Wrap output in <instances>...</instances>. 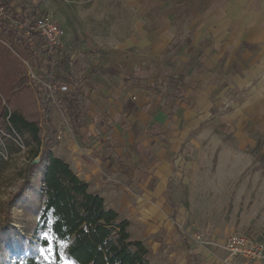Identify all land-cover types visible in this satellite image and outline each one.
<instances>
[{
	"label": "crops",
	"instance_id": "1",
	"mask_svg": "<svg viewBox=\"0 0 264 264\" xmlns=\"http://www.w3.org/2000/svg\"><path fill=\"white\" fill-rule=\"evenodd\" d=\"M71 1L67 28L70 17L87 35L77 42L76 61L93 57L82 81L67 85L72 98L85 100L74 112L87 123L73 127L53 154L105 201L137 202L151 225L162 216L173 154L195 128L218 116L246 140L264 136V0ZM156 148L143 179L138 166ZM114 153L133 159L131 183L141 178L146 195L125 185L129 177L107 160Z\"/></svg>",
	"mask_w": 264,
	"mask_h": 264
},
{
	"label": "rangeland",
	"instance_id": "2",
	"mask_svg": "<svg viewBox=\"0 0 264 264\" xmlns=\"http://www.w3.org/2000/svg\"><path fill=\"white\" fill-rule=\"evenodd\" d=\"M71 5V0L66 3L33 0L32 5H27L28 18L53 15L67 30L68 49L64 60H59L57 66L61 84L80 83L87 68L84 59L76 61L77 57H82L77 42L84 41L87 35L79 29L76 20L69 17V29L65 23V18L71 15ZM9 15L11 18L13 12L9 11ZM0 21L1 88L27 115L35 117L41 112L40 101L46 100L47 96L31 81L24 62L36 64L40 40L27 36L14 25L10 26V19ZM74 26L77 30L71 29ZM85 106L80 95L70 101L68 114L71 121L66 125L64 137L73 131L71 115ZM249 137L246 140L229 127L222 126L218 116L195 128L173 154L168 184L161 198L162 216L151 220V225L142 217V207L137 202H132L131 206H120L116 204V197L105 201L107 209L114 210L121 221L129 223L132 238L143 241L150 249L152 264H228V254L223 247L232 235L256 241L264 247V136ZM36 150V146L31 145L23 147L18 154L5 155V169L0 175V222H3V204L24 187L30 161H38L40 150ZM157 152L158 148L151 149L145 155L148 164L142 165L138 176L151 169ZM40 171H35L30 179L32 187L38 191L41 187ZM24 189L23 201H26L32 192L28 186ZM130 191L137 197L146 195L141 178L134 180ZM152 201L157 203V200ZM36 203L41 204L40 197H36ZM21 205L22 202L12 212L13 225L27 234L38 223L39 215L25 216ZM151 213L154 214L155 210ZM146 216L148 218L151 214ZM193 232L204 237L203 247L183 239L182 233ZM33 249L47 261L52 260L53 253L44 250L45 255H42L38 242ZM18 260L21 256H10L8 264H15ZM62 264L73 263L63 257Z\"/></svg>",
	"mask_w": 264,
	"mask_h": 264
},
{
	"label": "trees",
	"instance_id": "3",
	"mask_svg": "<svg viewBox=\"0 0 264 264\" xmlns=\"http://www.w3.org/2000/svg\"><path fill=\"white\" fill-rule=\"evenodd\" d=\"M26 12L27 9L22 15L13 12L9 25L24 22ZM32 37L38 38L36 34ZM41 47L40 41L37 48L40 50ZM91 57L90 53L84 56L86 62L91 61ZM3 91L0 83V175L5 169V155L20 153L22 146L35 145L36 151L40 150V156L37 162L35 159L30 161L24 187L3 204L0 264H8L10 256H21L15 264H48L33 246L38 242L43 250H47L49 240L54 244V264H62L63 257L73 264H152L150 249L143 241L132 238L129 223L121 221L114 210L107 209L104 198L91 192L90 185L78 176L71 165L53 154L59 141L49 102L41 100L40 115L33 117ZM63 99L68 104L73 100L69 94ZM71 116L75 128L82 122L87 123L85 115L74 112ZM107 160L129 177L125 184L132 187V177L143 163L137 168L131 157L115 153ZM38 169L41 170L40 191L32 187L30 181ZM148 176L147 172L144 173L143 179ZM27 186L32 196L23 201ZM149 189H154L152 184ZM36 197H40V205H37ZM21 202L25 216L39 215L38 223L27 234L14 227L12 220V212ZM46 236L48 239H45Z\"/></svg>",
	"mask_w": 264,
	"mask_h": 264
},
{
	"label": "built area",
	"instance_id": "4",
	"mask_svg": "<svg viewBox=\"0 0 264 264\" xmlns=\"http://www.w3.org/2000/svg\"><path fill=\"white\" fill-rule=\"evenodd\" d=\"M45 3L49 0H38ZM66 3L67 0H59ZM25 0H0V19H11L9 11L18 15L23 14ZM15 27L32 37L36 34L42 42V47L37 53L36 64L25 61L28 76L31 81L45 91L46 101L53 108V120L56 125L57 139L62 142L66 125L70 124L69 105L63 97L69 94V86L58 81L57 66L61 56L68 49L65 42V30L53 15L39 18H26L22 23H15ZM60 96H63L60 98ZM21 144V143H18ZM23 148V146H22ZM183 239L197 247L205 245L204 237L198 233H182ZM223 250L227 252L228 264H251L264 262V247L250 239L238 235L229 237Z\"/></svg>",
	"mask_w": 264,
	"mask_h": 264
},
{
	"label": "snow or ice",
	"instance_id": "5",
	"mask_svg": "<svg viewBox=\"0 0 264 264\" xmlns=\"http://www.w3.org/2000/svg\"><path fill=\"white\" fill-rule=\"evenodd\" d=\"M45 239H48V237L46 236ZM47 251L50 252V253H53V255H54L55 249H54V244H53V242L51 240H49V244H48V247H47ZM41 254L42 255H45L43 249L41 251ZM48 264H54V261L53 260H49L48 261Z\"/></svg>",
	"mask_w": 264,
	"mask_h": 264
}]
</instances>
